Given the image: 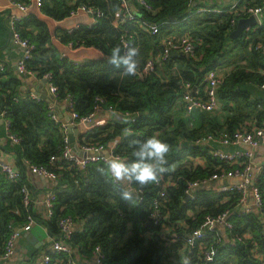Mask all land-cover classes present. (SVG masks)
<instances>
[{
  "label": "trees",
  "instance_id": "16d2710c",
  "mask_svg": "<svg viewBox=\"0 0 264 264\" xmlns=\"http://www.w3.org/2000/svg\"><path fill=\"white\" fill-rule=\"evenodd\" d=\"M146 2L153 12L139 6L136 0L133 5L146 20L167 21L158 34L137 25L115 28L112 15L121 7L118 0H42L40 9L31 8L24 14L18 30L35 45L27 68L39 78L46 73L52 76L51 81L58 88V100L71 97L74 111L87 116L95 110L96 98L100 97L103 102L98 106L99 111L111 113L104 125L78 135L80 146L107 147L117 139L113 154L127 163L135 161L133 140L143 142L156 136L170 146L164 165L169 170L161 176L175 182L167 188L162 208L167 215L163 224L169 227V232L165 236L157 234L154 231L159 228L149 222L151 204L158 190L155 184L141 188L135 182L123 185L114 182L99 171L106 167L104 161L91 162L84 170L70 163L51 166V156H60L65 142L63 131L48 115L49 104L24 92L21 80L12 71L0 70V115L5 112L10 133L21 138L15 152L22 175L17 183L6 177L0 180V251L12 228L22 227L30 214L22 204L21 193L23 183L30 186L25 176L27 161L55 168L56 185L51 190L56 195L53 217H35L54 238L60 234L57 225L60 218L74 219L77 226L69 244L77 250L76 264L92 258L97 246L107 264H184L185 260L188 264H264L262 217L257 213L237 212L240 197L237 191L217 192L211 187H200L194 191V199L185 200L188 182L210 177L217 165L231 168L214 159L210 146L198 144V140L208 135L232 137L248 125L264 126V101L253 99L247 88L264 85V55L256 48L264 44V19L257 27L231 39L228 30L234 28L232 20L239 18L230 8L216 12L205 6L207 10L197 12L200 5L192 0ZM262 2L242 0L238 8L258 6ZM79 3L99 8L104 16L93 20L85 15L81 25L68 33L66 19ZM186 33L197 40L196 57L169 56L143 78L122 75V68L115 69L108 62L114 47H121L123 54L122 36L129 37L130 47L139 49L136 60L140 69L150 57L157 55L166 36ZM69 42L73 47L66 50ZM62 53L66 55L62 57ZM223 68L228 72L217 89L221 107L212 112L195 111L190 116H185L184 111L183 117L181 113L176 115V104L185 85L191 84L204 96L203 80L207 73ZM196 158L204 160V165H186L185 161L193 162ZM256 186L264 213V170L257 177ZM130 188L135 191L133 199L122 200L120 192ZM225 211L230 212L233 232L243 237L242 241L232 242L228 231L224 238L216 228L208 232L207 238L181 252V238H188L207 216ZM203 245L215 251L209 262L202 260ZM66 262L63 255H55L51 260V264Z\"/></svg>",
  "mask_w": 264,
  "mask_h": 264
},
{
  "label": "built area",
  "instance_id": "2783aa9c",
  "mask_svg": "<svg viewBox=\"0 0 264 264\" xmlns=\"http://www.w3.org/2000/svg\"><path fill=\"white\" fill-rule=\"evenodd\" d=\"M8 3V13H7V22L6 26L9 31V34L18 46L22 48V55L17 62V70L20 76L34 74L27 68V62L32 58L35 45L27 38L22 37L19 30L18 24L23 19V16L31 8L40 9L42 5V0H6ZM120 2V9L115 11L112 15V23L115 28H119L122 25H137L142 30L149 32L151 34H158L161 31L163 25L167 24V21L154 23L152 21L146 20L142 16L138 15L137 10L133 5V0L130 3L129 0H118ZM194 3L201 0H192ZM242 0H238L236 4L230 7L235 17L241 18L250 15H254L257 25L261 24V15L264 12V0L261 5L251 6V7H240L239 3ZM137 4L141 7H144L149 12H153V8L146 2V0H136ZM207 9L198 8L197 12H202ZM216 12H223L221 9H214ZM88 15L91 19H96L104 16V12L99 8L94 7L90 4L79 3L77 8L72 10L67 21L66 31L72 33L74 29L81 25L80 22H77V19L82 15ZM236 18L232 20V25L236 24ZM129 37H121L123 43V53L126 51L129 45ZM66 50L73 47V43L69 42L66 45ZM196 47L197 40L194 39L190 34L186 33L184 35H172L166 36L162 42L161 49L156 56L150 57L145 64L137 69L136 75L139 78H143L150 73H153L157 65H162L173 52L177 55L181 54L189 57H196ZM259 52L264 55V44H258L256 47ZM65 53H62L61 56H65ZM0 70H3V66L0 65ZM42 79L47 83L49 91L53 99L58 97V88L52 83V76L49 73H46ZM224 80V73L219 72L218 70H211L207 73L203 80L205 85V94L204 96L200 94L199 90L191 87V84L187 83L185 85V91L183 92L181 99L183 102V108L187 116L192 115L195 111H204L212 112L219 107V100L217 96V89ZM264 90V85L261 86ZM32 98L36 100H42V98L35 94L28 93ZM64 101L66 102V108L69 115V118L64 121L61 117L54 111L53 105H49V117L58 125L64 133V149L60 156H51L50 165L56 166L59 163H70L73 166L77 167L79 170H84L86 166L91 162L97 161H106V159L111 156H116L113 154V149L115 148L118 140H113L107 147L102 145L100 146H80V148L87 153L86 157H80L77 155L70 147L68 142V128L74 126L83 127L84 131H87L91 128L104 125V120L98 119L99 114V104L103 102V99L100 97L96 98V107L95 110L87 116H79L77 112L74 111V102L71 97L67 96ZM110 111V110H109ZM6 127V135L10 141L15 144L21 142V138L15 134L10 133L9 126L10 122L8 119L4 118L5 112H2L0 115ZM264 117V115H263ZM264 122V120H263ZM191 124V123H190ZM82 132V133H83ZM198 144L205 143H218L222 146H240L245 145L250 148V150L243 151L239 148L234 149L233 151L227 152L219 148H210V155L217 159L219 162L231 166V168H224L221 165H217L216 171L208 178L202 180H196L188 182L185 194L190 195L189 199H194V191L200 187H211L214 191L217 192H233L237 191L240 195L239 204H237L238 213L246 214L256 210L262 214V219L264 220V213H262V199L261 194L256 186L257 177L264 170V162L258 165L257 167L253 165L252 158L253 153L252 149L257 148L258 146L264 144V126L257 127L253 125H248L243 127L242 130L236 131L232 137H227L226 135H220L218 137H213L208 135L207 137L201 138L197 141ZM104 151H109L108 157L103 155ZM120 157V156H118ZM121 158V157H120ZM27 170L29 173L37 176L44 177L48 180H53L56 177L55 168H49L45 165H36L31 164L25 161ZM0 171L5 175V177L12 182H20L22 179L21 169L17 164L11 161L6 155L0 151ZM237 179L235 184H223L216 186V182L219 180ZM171 179H162L160 178L159 183H156L155 186L158 187L156 197L153 199L151 204V209L149 212V222L154 227L155 233H161L162 236H165L169 232V227L164 226L163 221L167 218V215L163 213L162 208L165 207L167 188L174 186L175 182L170 181ZM130 191V190H129ZM22 193V204L27 211H30V214L27 217V223L22 227L12 228V231L5 242L3 249L0 251V262L7 263L12 260L15 255L14 246L16 240L22 235L24 231H30L34 225L41 224L46 230L47 228L40 222L34 215L32 208L36 204L32 199L31 191L29 186L26 183H23L21 186ZM248 196L252 197L253 207L247 205ZM186 197V196H185ZM56 195L53 191H47L41 203L45 208V218L48 219L53 217L54 207H55ZM239 206H242L240 208ZM32 211V212H31ZM230 212L225 211L222 214L217 216H207L200 226L192 231L190 236L187 238L184 236L181 238L183 242V247L181 252L184 253L185 250L195 245L196 242L207 238L208 232L212 229H218V227L223 228L225 231L230 233V240L232 242L242 241L243 237L238 234H234V225L229 221ZM57 225L60 231L59 237H48L50 241L47 242L45 252L42 257L41 264H51L52 257L55 255H63L67 258L66 264H76V259L74 258L75 253L77 252L69 244L73 233L76 231V222L71 216L62 217L57 221ZM48 231V230H47ZM200 253L202 254V260L211 261L215 251L211 247L203 245L200 248ZM93 258L95 264H107L103 261L101 257L100 247H95L93 250ZM59 262V261H58Z\"/></svg>",
  "mask_w": 264,
  "mask_h": 264
},
{
  "label": "crops",
  "instance_id": "0c3cea01",
  "mask_svg": "<svg viewBox=\"0 0 264 264\" xmlns=\"http://www.w3.org/2000/svg\"><path fill=\"white\" fill-rule=\"evenodd\" d=\"M237 2L238 0H201V1H197V4L195 1L194 4L200 5L198 6V8L206 9L205 6H208L213 9H224V8H230ZM7 13H8L7 1L0 0V65L3 66V71H12L14 73V76H16L17 78L21 80V84H22L21 89L24 92L30 93V94L31 93L35 94L36 92H40L44 95L51 96L47 83L42 78H39L36 74L24 75V76L19 75L18 70H17V62L22 55V48L18 46L16 43H14V41L12 40L9 34V31L6 26ZM87 16H85V14H82L77 19V22H80V23L83 22L82 17H87ZM246 17H249V16H246ZM246 17L244 16L241 18H246ZM87 18H90V17H87ZM263 19H264V12L261 15V22ZM235 26L236 24L234 25V28ZM234 28L228 30L229 31L228 33H230ZM180 56H184V55H181V54L177 55L176 53V55L172 57L177 58ZM216 70L224 74L228 72V69L226 68L216 69ZM247 88L250 90V94L252 95L253 99H261L264 101V90L262 88H260L256 84L248 85ZM52 105H53L54 111L61 117V119L66 121L67 120L66 116L68 115L67 108H66V102L64 100L54 99V102L52 103ZM182 105H183V102L180 97V100L176 104V110L181 109L182 111H184V108ZM217 109H219V107ZM184 115L186 116L185 111H184ZM111 116H112L111 113H109L108 111H102V112H99L98 119L104 120V123H105L111 118ZM6 134L7 133H6L5 122L3 118L0 117V151L4 155H6L11 161L17 164V154L15 152V148L17 147L18 144H15L12 141H10ZM76 141L78 143V135L76 137ZM207 145H209L210 148L211 147L219 148L227 152L233 151L236 148H239L240 150H243V151L250 150V148L245 145L228 146V147L219 145L218 143H210ZM252 153H253L252 162L254 166L257 167L258 165L264 162V144L258 146L257 148L252 149ZM198 163H201L202 165H204L205 161L200 158H196L193 162H191L193 166ZM25 176L27 177L29 181V185L31 186L29 187H30L32 199L34 200V203L36 204L35 206H33L32 211L35 214V216H37L38 219H44L45 218V208L43 207L41 200L43 199L44 194L47 191L52 190L53 187L56 185V177L53 180H48L44 177L33 175L29 173L28 170H26ZM3 177H5V175L0 171V180ZM235 180H234L235 183H237V179ZM170 181H173V180H170ZM222 181L223 180L217 181L216 186L221 185ZM225 181H224V184L227 183V182L225 183ZM131 190L135 192L134 189H131ZM247 205L251 206V208L253 207V201H252L251 196H248ZM239 207L242 208V206H239ZM251 212L255 213L254 210L252 211V209H251ZM256 215H259L262 217L261 213L256 214ZM262 220L263 219H261V221ZM218 229L220 230L222 236L226 238V231L221 227H218ZM25 232L26 231H24L22 235L15 242V246H14L15 255L12 258V260L7 263L0 262V264H41L43 254L47 246V242L50 241V238H47V242L42 245H38V242H36L35 244H32L30 243V241H28L27 237L24 235ZM84 264H95L94 258L92 257L88 260H85Z\"/></svg>",
  "mask_w": 264,
  "mask_h": 264
},
{
  "label": "clouds",
  "instance_id": "9594fccd",
  "mask_svg": "<svg viewBox=\"0 0 264 264\" xmlns=\"http://www.w3.org/2000/svg\"><path fill=\"white\" fill-rule=\"evenodd\" d=\"M121 47H114L111 51L109 63L115 69H123L122 75L135 76L137 72V60L139 49L127 47L126 51L121 54ZM133 156L135 161L132 163L125 162L118 156H109L105 161V168L99 169L102 175L110 176L114 182L124 184L125 182H135L141 188L159 183L163 173L168 171L164 165L167 164L166 156L170 151V146L156 136L147 138L143 142L133 140ZM122 200L131 201L133 195L126 189L120 192ZM184 264H188L185 260Z\"/></svg>",
  "mask_w": 264,
  "mask_h": 264
},
{
  "label": "water",
  "instance_id": "95a60500",
  "mask_svg": "<svg viewBox=\"0 0 264 264\" xmlns=\"http://www.w3.org/2000/svg\"><path fill=\"white\" fill-rule=\"evenodd\" d=\"M129 1H130V3L132 2L131 0H129ZM171 20H174V17H172ZM256 26H257V21H256L254 15H250L249 17H246V18H239L237 23H236L235 28L229 33V37L231 39H237L240 35H242L244 33V31H248L250 29H253ZM174 55H176L175 52L172 53V56H174ZM36 94H38L49 105L54 102V99L49 95L47 96V95H44L40 92H36ZM220 107H221V103H219V108ZM68 118H69V115L66 116V119H68ZM83 131H84V129L81 126H74V127L68 128L69 145H70L71 149L80 157H86L87 156V153L80 148L79 144L76 141L77 135H79ZM103 155L105 157H108L109 151H104ZM224 181L225 180L222 181L221 185L224 184ZM235 181L231 180V179H226L225 183L227 182L226 184H235ZM130 192L132 193L133 191L130 190ZM189 198H190V195H186L185 200H189ZM254 212L259 214V212L256 210V208H254ZM262 222L264 223V220H262ZM24 235L27 237V239H28V241H30V243L35 244L36 242H38V245H42V244L46 243L47 238L50 236L49 232L39 223L34 225V227L30 231L25 232Z\"/></svg>",
  "mask_w": 264,
  "mask_h": 264
},
{
  "label": "rangeland",
  "instance_id": "374dc122",
  "mask_svg": "<svg viewBox=\"0 0 264 264\" xmlns=\"http://www.w3.org/2000/svg\"><path fill=\"white\" fill-rule=\"evenodd\" d=\"M179 113H181L182 117H183V111L181 109H177L176 110V115H178ZM186 165H190L191 164V161L187 160L185 161Z\"/></svg>",
  "mask_w": 264,
  "mask_h": 264
}]
</instances>
